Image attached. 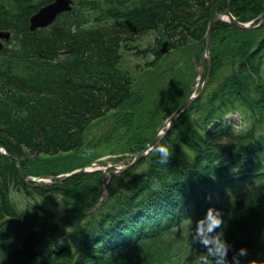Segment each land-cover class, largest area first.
Here are the masks:
<instances>
[{
    "label": "trees",
    "instance_id": "1",
    "mask_svg": "<svg viewBox=\"0 0 264 264\" xmlns=\"http://www.w3.org/2000/svg\"><path fill=\"white\" fill-rule=\"evenodd\" d=\"M51 1L0 0V30L10 32L0 49V220L12 218L16 231L2 245L0 264H170L173 257L172 264H203L206 246L200 243L196 255L184 251L199 241L190 225L210 206L223 213L228 258L246 246L240 264H264L258 256L264 251V25L245 30L251 36L224 57L228 72L211 86L221 65L212 42L220 29L235 27L227 21L214 26L207 83L160 141L171 149L168 161L149 150L143 167L139 160L110 178L105 202L94 212L83 214L101 200L100 171L44 183L24 180L16 165L42 175L25 169L30 154L80 147L90 121L131 100L133 76L119 66L128 36L155 30L171 42L200 39L215 12L228 10L242 21L261 13L264 0H73L49 25L31 30L29 17ZM234 112L240 128L227 118ZM130 119L128 112L126 123ZM155 133L134 137L133 153ZM22 183L33 190L63 189L75 201L60 212L65 215L52 233L44 231L59 213L46 227L10 199V187ZM66 220L71 225L58 233Z\"/></svg>",
    "mask_w": 264,
    "mask_h": 264
},
{
    "label": "rangeland",
    "instance_id": "2",
    "mask_svg": "<svg viewBox=\"0 0 264 264\" xmlns=\"http://www.w3.org/2000/svg\"><path fill=\"white\" fill-rule=\"evenodd\" d=\"M224 11L228 10L219 12ZM262 12L254 18L239 21L248 23V25H257L261 19ZM238 16L246 18L243 13ZM263 25L264 23L253 29H240L235 26L229 30L220 29L217 31L215 39L212 42V54L215 55L217 60H220L221 65L217 68V71H214L215 73L213 72V81L209 85L215 86L214 84L222 81L224 75L228 72L224 57L230 56L234 51L238 50L239 44L246 37L249 38L252 32L261 29ZM245 30L252 32L249 33ZM204 37L200 39L184 37L182 40L171 42L167 36L155 30L128 36L126 41L120 45L119 51L121 57L119 66L128 70L133 76L134 81L131 87L133 97L131 100L124 105L120 104L113 109L107 110L101 116L90 121L83 132V143L80 147L63 152L39 154L37 156L30 154L25 161V169L34 174H42L34 175L36 177L44 175L56 176L57 174L54 173L58 171H64L59 173L63 174L86 167L89 168V172L100 171L103 177V171L99 168L109 165L119 167L128 164L139 152L133 153L135 149L133 138H143V136L148 135V132L150 133L151 129L157 131L160 128L167 117L188 94L197 76L196 68L200 67L201 62L202 75L195 94H197L204 82L205 87L209 76V73L205 74V64L210 59L204 58L202 60L206 47V38ZM163 45L165 46V51L161 50ZM210 50L211 37L209 52ZM212 90L213 88L210 89V91ZM133 99L138 101L137 104L133 102ZM128 112L131 114V119L126 123L125 117ZM227 118L234 122V124H239V128L243 126L241 117L237 112L229 113ZM130 122L131 124L129 125ZM142 158L138 162L140 168L143 167V164L140 163L142 162ZM134 165H137V163ZM139 166L136 168L140 169ZM112 167L106 168V171L111 170ZM29 187V185L27 186L23 183L11 186L9 189L10 199L18 211L23 212L33 221H45L46 227L49 226L50 220L56 213H59L56 218L60 215L63 218L65 213L60 212L75 206V201L69 199L63 193V189L33 190ZM11 219L5 218L0 220V261H2V245H7L9 239L16 235L13 225L9 224V220ZM199 219L197 218L194 224L190 225L189 231L193 235L192 229H194V232L196 231L195 228ZM64 223L60 225L58 233L61 230L64 231L66 224L71 225L70 220H66ZM200 245L198 240L195 242V245H188L186 247L188 250L184 251V254L187 252V256H190L194 251L193 254L196 255ZM168 252L175 253V250L170 248ZM258 256L264 257V251L260 252ZM92 258L94 261H97L95 257ZM172 259L168 263L172 264L174 262ZM38 264L40 263L38 262Z\"/></svg>",
    "mask_w": 264,
    "mask_h": 264
},
{
    "label": "water",
    "instance_id": "3",
    "mask_svg": "<svg viewBox=\"0 0 264 264\" xmlns=\"http://www.w3.org/2000/svg\"><path fill=\"white\" fill-rule=\"evenodd\" d=\"M73 5V0H53L49 3H46L42 6H40L38 8V10L36 12H34L30 17H29V28L31 30H34L36 28H40V27H44L49 25L54 19L55 17L60 14L61 12L64 11H68L71 9ZM219 21H227L231 24H233L234 26L240 28V29H253V28H257L259 26H261L264 23V11L261 14V19L258 22L257 25H248V23L245 22H241L239 20H237L230 12L228 11H224V12H217L215 14H213L208 22V26H207V30L205 33V38H206V47L204 49V54L202 57V60L204 58H209L208 57V53H209V47H210V37H211V33L214 29V26L219 22ZM10 36V32L7 30H0V49L2 48V41L1 39H8ZM162 51H165V46L163 45L161 48ZM196 78L195 81L196 83L192 84L188 94L185 96V98L182 100V102L179 104V106L167 117L166 121L160 126V128L156 131L155 135L152 137V139L149 141V143L142 148L131 160L130 162H128V164L126 165H122V166H105L103 168H99L100 170L103 171V177H102V181H103V191H102V201L99 202L97 205H95L94 207H92L90 210L84 212V214H89L94 212L102 203L103 201L106 199L107 197V193H106V184L109 181V179L113 176V175H117L118 173H120L121 171L130 168L131 166H133L138 160H140L142 157H144L149 150H151L153 148V146L155 144H157L158 142H160L163 138V136L169 131L171 125L173 124L174 119L181 113L183 112L190 104L191 102L203 91L204 89V84L205 82L201 85V88L199 89V91L197 92V94H195V91L197 89V85H198V79L201 78L202 75V62L199 68H196ZM0 151L1 152H5L3 147L0 146ZM16 165L19 171V175L24 179V180H29V181H33V180H43L46 183L52 182L53 180H62L67 178L68 176L78 173V172H86L89 171V168H78L75 170H72L70 172H66L63 174H59V175H44V176H30V175H26L22 172L18 162L16 161ZM108 167H112L111 170L106 171V168ZM62 218V215L58 216L55 221L52 224V228L44 233H50L57 221L59 219ZM18 222H20L24 227L31 229V230H35V228L29 227L28 225H26L25 223H23L22 221L18 220ZM1 224V223H0Z\"/></svg>",
    "mask_w": 264,
    "mask_h": 264
},
{
    "label": "clouds",
    "instance_id": "4",
    "mask_svg": "<svg viewBox=\"0 0 264 264\" xmlns=\"http://www.w3.org/2000/svg\"><path fill=\"white\" fill-rule=\"evenodd\" d=\"M153 151L159 153L162 163L167 162L171 156V149L166 143L158 142L153 146ZM224 218L220 209L210 206L206 214L196 224V238L206 246L207 252L200 257L203 264H240V258L248 255V248L241 246L233 254L231 260L228 258L230 243L224 236ZM217 229H219L217 231ZM264 235V234H262Z\"/></svg>",
    "mask_w": 264,
    "mask_h": 264
},
{
    "label": "bare ground",
    "instance_id": "5",
    "mask_svg": "<svg viewBox=\"0 0 264 264\" xmlns=\"http://www.w3.org/2000/svg\"><path fill=\"white\" fill-rule=\"evenodd\" d=\"M208 75H209V74H208ZM199 81H200V79H198V84H199ZM195 83H196V81H195ZM195 83H194V84H195ZM197 86H198V85H197ZM195 92H196V91H195ZM138 161H139V160H138ZM138 161H137V162H138ZM137 162H136V163H137ZM136 163H135V164H136ZM18 164H19V163H18ZM19 166H20V165H19ZM20 168H21V166H20ZM22 172H23V171H22ZM121 172H123V171H121ZM121 172H120V173H121ZM23 173H24V172H23ZM120 173H118V174H120ZM24 174H25V173H24ZM26 175L34 176V175H31V174H26ZM58 175H59V174H58ZM106 185H107V184H106ZM102 191H103V190H102ZM101 195H102V194H101ZM101 201H102V197H101L100 202H101ZM104 202H105V200L103 201V203H104ZM98 203H99V202H98ZM98 203H97V204H98ZM103 203H102L100 206H102ZM97 204H96V205H97ZM100 206H99V207H100ZM93 207H94V206H93ZM99 207H98V208H99ZM98 208H97V209H98ZM97 209H96V210H97ZM46 234H49V233H46Z\"/></svg>",
    "mask_w": 264,
    "mask_h": 264
}]
</instances>
